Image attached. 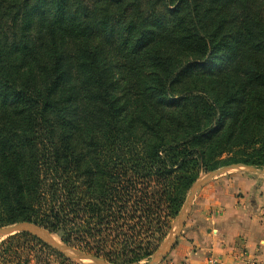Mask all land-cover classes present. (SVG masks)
<instances>
[{"label":"trees","instance_id":"trees-1","mask_svg":"<svg viewBox=\"0 0 264 264\" xmlns=\"http://www.w3.org/2000/svg\"><path fill=\"white\" fill-rule=\"evenodd\" d=\"M231 164L264 168V0H0V228L139 264Z\"/></svg>","mask_w":264,"mask_h":264},{"label":"crops","instance_id":"crops-1","mask_svg":"<svg viewBox=\"0 0 264 264\" xmlns=\"http://www.w3.org/2000/svg\"><path fill=\"white\" fill-rule=\"evenodd\" d=\"M219 215H211L210 209ZM264 264V179L240 174L193 198L183 230L159 264Z\"/></svg>","mask_w":264,"mask_h":264},{"label":"water","instance_id":"water-1","mask_svg":"<svg viewBox=\"0 0 264 264\" xmlns=\"http://www.w3.org/2000/svg\"><path fill=\"white\" fill-rule=\"evenodd\" d=\"M244 169L248 173L256 174L259 176H264V169H257L251 166H244L241 164H231L227 166L220 167L214 171L206 173L201 178L197 179L192 186L190 187L185 201L175 218V226L173 230L168 234L167 238L161 244L160 248L149 258L147 264H159L162 262L169 252L172 250L173 246L176 243L177 238L179 237L180 233L183 230L184 223L189 215L192 201L196 193L201 190L207 183L211 180L228 173L233 170H241ZM24 233L32 236L43 245L47 246L48 248L52 249L53 251L57 252L65 259L69 260L70 262H83L87 261L91 264H110L102 259L96 258L86 252H83L78 249H74L68 247L60 242H56L52 237L53 235L49 234L45 230L39 228L38 226L28 223H16L13 225H9L6 227L0 228V239L8 236H12L14 234Z\"/></svg>","mask_w":264,"mask_h":264},{"label":"rangeland","instance_id":"rangeland-1","mask_svg":"<svg viewBox=\"0 0 264 264\" xmlns=\"http://www.w3.org/2000/svg\"><path fill=\"white\" fill-rule=\"evenodd\" d=\"M262 169H264V168H262ZM206 173H208V172H206ZM206 173H204V172L201 173L200 176H199V178H201L202 176H204ZM240 174H248V175H251V176H258V177L264 179V176H259V175H256V174L248 173L244 169H241V170H233V171H230L228 173H225V174H223V175H221V176H219V177L211 180L203 188H205L206 186H208V184H210L211 182H214L215 180H219L220 178H223L224 179V178H227L229 176H235V175H240ZM203 188L201 190H203ZM201 190H199L196 194H199V192ZM217 210L218 209H216L215 207H211V209H210V216L211 215H215V216L216 215H219ZM175 221L176 220H173V222L171 223V228H170L169 233L173 230V228L175 226ZM167 236H166V238H167ZM8 237L1 238L0 239V245ZM52 238L56 242H58V238L57 237L53 236ZM164 240L160 243V245L158 246V248L156 249V251L160 248V246L164 242ZM7 248L9 250H11V253L12 254L10 256L4 255L2 257L3 258V261L0 260V264H68V263H64L56 255H53V254H51V253H49L47 251H44V250L39 249V247L36 246V245H34L33 243H31V242H29V243L24 242L23 239H15V240H13L11 242L10 245L8 244L6 247L0 248L1 253H3V251L5 249H7ZM25 261H26V263H24ZM148 261H149V259L144 260V261L140 262L139 264H147ZM68 262H69V264H91L90 262H87V261H83V262H79L78 263V262H70L68 260Z\"/></svg>","mask_w":264,"mask_h":264},{"label":"built area","instance_id":"built-area-1","mask_svg":"<svg viewBox=\"0 0 264 264\" xmlns=\"http://www.w3.org/2000/svg\"><path fill=\"white\" fill-rule=\"evenodd\" d=\"M208 262H209L210 264H215V261H214V259H212V258H210V259L208 260Z\"/></svg>","mask_w":264,"mask_h":264}]
</instances>
